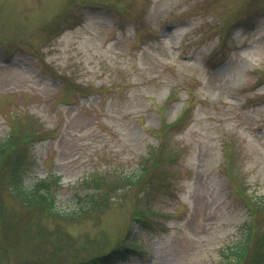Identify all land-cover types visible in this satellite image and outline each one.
Here are the masks:
<instances>
[{
	"label": "rangeland",
	"instance_id": "rangeland-1",
	"mask_svg": "<svg viewBox=\"0 0 264 264\" xmlns=\"http://www.w3.org/2000/svg\"><path fill=\"white\" fill-rule=\"evenodd\" d=\"M13 125L34 134L26 185L59 176L61 211L88 174L133 176L164 140L150 179L168 176L79 220H37L2 190L0 264L73 263L128 231L144 252L109 264H225L251 219L239 191L264 197V0H0V140Z\"/></svg>",
	"mask_w": 264,
	"mask_h": 264
},
{
	"label": "trees",
	"instance_id": "trees-1",
	"mask_svg": "<svg viewBox=\"0 0 264 264\" xmlns=\"http://www.w3.org/2000/svg\"><path fill=\"white\" fill-rule=\"evenodd\" d=\"M172 93V91H171ZM166 106V101L159 105V110H163ZM184 108V107H183ZM184 110V109H183ZM186 110V108H185ZM183 113V111L181 112ZM173 122L165 125L166 132L172 128ZM22 133V135H21ZM27 133V134H23ZM34 134L25 132L23 127L10 126V133L5 139L0 140V220L5 218L4 209L1 203V192L7 190L13 199L19 200L30 212L37 216V220H41V213L37 211L46 210L50 212V215L59 219L79 220L90 215L102 214L107 209L119 201V197H128V188H138V190L149 189L145 192L152 194V189H157L162 185V181L167 178L168 173L162 174V179L158 176L157 180H151L150 176L153 172L150 164L153 163V169L157 166L158 161L157 154L159 148L166 144V141L162 137L163 141L154 148V153L143 158L141 165H139L138 172L135 175L123 174L119 171L108 170L107 168L98 169L87 175L81 182H78V187L74 191V199L76 201V207L70 211H61L57 205V191L59 190L61 178L55 174H49L47 177L39 179L31 186L26 185V171L29 167L26 142L31 140ZM165 149V147H164ZM228 149L224 147V153H227ZM154 156V157H153ZM229 155L226 154L225 158L228 159ZM233 158V157H232ZM230 158L228 162L232 159ZM229 183H233V178L228 170L225 171ZM145 184H147L145 188ZM246 188L242 187L239 191L241 198H243L249 207L251 212V219L247 224V232L245 239H243L237 247L229 249L230 261L225 264H264V226L261 224V235L257 237V230L259 228L257 219V212L264 211V197L254 198L249 193H246ZM139 191V192H140ZM154 191V190H153ZM136 201L138 202L139 193L136 194ZM136 207V212L133 214V222L143 224L145 222V216L150 214L148 209H139ZM96 215V216H98ZM95 216V215H94ZM92 217V216H90ZM3 223V221H2ZM4 223H6L4 221ZM151 223V222H150ZM21 225L16 223L13 227ZM144 230V227H142ZM49 235H59L60 230L56 228L53 231L48 232ZM67 237V241L73 244L72 239L63 232ZM131 232L127 234L118 242L116 246L105 252H98L89 257H84L80 260L74 261L69 264H107L113 258L122 256V258L128 259L135 254H142L144 249L137 245L139 239L131 238ZM64 238V237H63ZM256 247L253 254H250V250ZM61 263V262H60ZM59 263V264H60ZM65 264V263H64ZM109 264V263H108Z\"/></svg>",
	"mask_w": 264,
	"mask_h": 264
}]
</instances>
